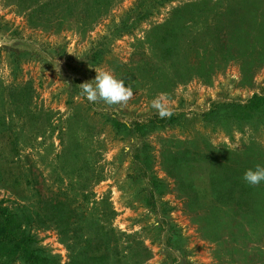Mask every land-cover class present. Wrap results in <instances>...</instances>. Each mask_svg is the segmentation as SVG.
I'll list each match as a JSON object with an SVG mask.
<instances>
[{
	"label": "rangeland",
	"instance_id": "1",
	"mask_svg": "<svg viewBox=\"0 0 264 264\" xmlns=\"http://www.w3.org/2000/svg\"><path fill=\"white\" fill-rule=\"evenodd\" d=\"M135 1L115 0L84 26L92 0H0V144L19 134L22 170L36 178L16 196L0 180V199L38 204L42 214L50 201L78 207L90 223L83 231L35 230L58 264L71 263L82 234L107 230L108 248L118 251L105 264H264V184L243 181L264 164V112L245 121L204 116L214 101L264 93V0L248 9L241 0H174L119 33ZM101 42L102 62L82 64ZM101 71L133 87L119 107L124 120L158 115L157 98L179 117L142 140L147 172L163 184L154 194L165 216L147 202L134 141L81 94ZM163 218L177 230L172 240Z\"/></svg>",
	"mask_w": 264,
	"mask_h": 264
},
{
	"label": "trees",
	"instance_id": "2",
	"mask_svg": "<svg viewBox=\"0 0 264 264\" xmlns=\"http://www.w3.org/2000/svg\"><path fill=\"white\" fill-rule=\"evenodd\" d=\"M78 1V0H75ZM115 0H92V5L86 7L84 26L91 24L98 18L106 14L109 6ZM174 0H136L132 7L127 11L125 19L117 27V31L129 32L141 21L146 20L153 15L156 8L166 2ZM263 0H241L240 4L244 9L248 6H255L258 8L262 5ZM200 3H192L187 6L196 5ZM206 4V3H205ZM231 5L228 6V9ZM106 43L101 42L97 47L91 49L85 56L80 58L82 64L87 66H96L102 62V58L107 52ZM19 54V52L17 53ZM67 60L73 59L70 56ZM102 109L101 114L111 121L118 132L122 133L126 138L134 141L133 144V165L137 168L139 177L148 179V185L151 186L149 195L147 197L148 204L154 209L158 206L162 209L163 216L166 215L167 210L164 204H158L159 199L154 192H158L163 184L159 179L153 177L147 172L146 166L149 159L145 155L146 144L142 141L150 132L159 127L172 126L178 122L179 117L172 114L170 117L161 118L159 115H153L146 120L134 119L124 120L120 117L124 109L117 106H107L103 103H96ZM264 112V93H255L246 100L232 99L214 101L211 107L204 113L205 119L214 122H227L231 120L245 121L254 118L257 114ZM7 126L5 125L4 128ZM3 128V129H4ZM2 134V133H1ZM5 141L0 144V180L8 183L7 187L13 189V194L19 195L25 184H35L36 178L28 180L32 171L22 170V153L21 140L19 134L10 133V136L2 135ZM2 143V141H1ZM2 145V146H1ZM5 147L7 152H5ZM4 162V167L2 164ZM33 176V175H32ZM17 191V192H16ZM36 192H40L38 189ZM162 192V190H161ZM160 193V192H159ZM11 199H0V264H15L21 262L23 264H58V258L51 253L49 249L40 244V239L35 233L39 227H47L46 225H55L62 228L64 233L68 235L70 232L83 231L88 225H83L81 222L85 216L78 211L72 201L56 200L50 201L45 206V212H40V205L36 207L20 204L12 201V205L8 202ZM40 202V201H39ZM162 223L167 226L169 232V240L177 236L175 226L171 225L168 220L163 218ZM51 227V226H49ZM162 227H164L162 225ZM105 229V227H101ZM166 229V228H164ZM95 235L86 236L82 234L79 241L82 247L77 252L75 260L73 259L69 264H105L108 257H112L115 251L110 250V238L108 234L113 233L114 230H107ZM166 232V234H167ZM165 234V235H166ZM169 244L174 245L170 242ZM117 245L115 249H117ZM176 264H187L183 259L177 261Z\"/></svg>",
	"mask_w": 264,
	"mask_h": 264
},
{
	"label": "clouds",
	"instance_id": "3",
	"mask_svg": "<svg viewBox=\"0 0 264 264\" xmlns=\"http://www.w3.org/2000/svg\"><path fill=\"white\" fill-rule=\"evenodd\" d=\"M81 94L91 103H103L107 106L126 107L134 92L131 84L118 78L111 71L97 72L94 79L80 84ZM152 107L157 110L161 118L170 117L171 111L161 103V98L153 101ZM243 181L251 186L264 184V164H257L247 169L243 174Z\"/></svg>",
	"mask_w": 264,
	"mask_h": 264
}]
</instances>
